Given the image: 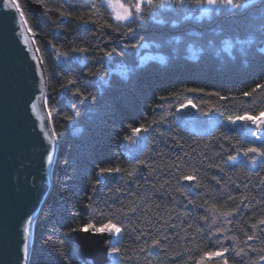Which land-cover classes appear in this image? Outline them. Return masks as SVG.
<instances>
[{
  "label": "trees",
  "instance_id": "16d2710c",
  "mask_svg": "<svg viewBox=\"0 0 264 264\" xmlns=\"http://www.w3.org/2000/svg\"><path fill=\"white\" fill-rule=\"evenodd\" d=\"M43 2L51 8L47 14L36 0H18L39 49L46 81L44 103L56 132L51 191L34 221L27 264H85L68 235L69 228L106 223V218L91 216L85 208L89 203L102 209L137 208L126 218L122 215V223L129 227L114 246L121 249L114 264H145L144 253L139 259L133 255L148 238L136 239L137 225L154 235L159 228L169 237L167 251L150 250L152 264H195L201 252L225 247L228 264H264L259 259L264 255L260 252L264 226L251 228L264 217V163L243 156L231 165L228 156L236 155L234 146L252 142L223 124L230 115L264 110V88L252 92L256 85H264L261 0H244L237 9L211 8L200 15L199 8L186 0L183 5L156 9L155 17L146 13L131 30L119 32L99 30L111 20L106 10L98 24H85L90 13L80 0ZM61 4L71 17L59 16L56 9ZM73 48L86 51L73 52ZM113 48L111 56L104 55ZM145 53L153 55L145 57ZM77 88L81 94L73 95ZM245 92L252 94L246 97ZM185 103L195 105L198 126H206L201 117L208 114H217L218 121L206 133L183 129L175 117L176 108ZM141 125L147 131H142V143L130 154L131 142L125 137ZM134 157L149 167L139 166L132 177L116 173L115 178L96 184L99 168L130 170ZM176 163L189 174L196 170L197 180L180 182L184 195L176 191L178 174L168 167ZM210 164L221 165L223 171ZM232 209L231 216L223 215ZM146 220L152 224H140ZM245 231L249 235L255 231L256 238L245 243ZM233 235L236 241L230 239ZM240 249L243 253L237 255ZM128 256L133 258H123ZM217 262L223 264V259Z\"/></svg>",
  "mask_w": 264,
  "mask_h": 264
},
{
  "label": "water",
  "instance_id": "95a60500",
  "mask_svg": "<svg viewBox=\"0 0 264 264\" xmlns=\"http://www.w3.org/2000/svg\"><path fill=\"white\" fill-rule=\"evenodd\" d=\"M24 37L27 36L15 9H4L0 5V264H25L27 261L23 253L24 228L27 218L32 214L37 216L50 192L52 158L48 161L46 157L49 152L53 157L56 144L55 140L49 143L40 132L38 117L48 125L42 96L45 84L43 94L40 90L44 73L37 71L38 61L32 59L36 47L31 43L30 33L27 45ZM32 102L37 105L35 112ZM176 124L187 131L207 132L193 129L178 119ZM225 128L238 132L244 141L260 144L248 132L253 128L251 124L243 133L235 127ZM135 140L136 145L142 142V130ZM115 177L116 173L105 174L99 178V184ZM70 238L78 245L77 252L87 264L114 263L108 250L117 240L108 233L77 230Z\"/></svg>",
  "mask_w": 264,
  "mask_h": 264
},
{
  "label": "snow or ice",
  "instance_id": "6c2138e0",
  "mask_svg": "<svg viewBox=\"0 0 264 264\" xmlns=\"http://www.w3.org/2000/svg\"><path fill=\"white\" fill-rule=\"evenodd\" d=\"M37 3L42 4V6L45 9V14H47L49 11H51V8L43 2V0H36ZM80 2L87 6L89 9V19L88 20H83V23L88 24H98L100 18H102L104 11L106 10L108 12V15L110 16L111 20L110 21H105L102 25H100L99 30L103 31L105 28L110 29L113 32H119L122 28H128L131 30V27L133 23L137 21H142L145 19V14L148 13L149 15L155 17V10L159 8H163L165 6H172L174 4L177 5H183L186 0H80ZM192 4L195 5L197 8H201L204 10L206 13L208 11L207 8L204 6L207 5L210 8H224V9H237L238 7L241 6V4L244 2V0H190ZM262 5H264V0H261ZM0 5L3 6L4 9H12L15 8V11L19 13V18L23 22V24L27 27V31L29 33H32V29L30 26H28V21L24 15V12L21 10V6L18 3V0H0ZM58 11V14L60 17H71L72 12L70 11H65L63 10V5L61 4L59 8L56 9ZM77 19H81L82 17H77ZM114 22V23H113ZM21 34L22 33H18ZM239 42V41H238ZM24 43L27 45L29 43L28 38L24 37ZM31 43H35V40H32ZM135 47V45H133ZM37 52H39V49H36ZM73 52H80L83 53L86 51L85 48H73ZM116 49H112L111 51H105L104 55L105 56H111ZM32 59H37L36 56H33ZM37 71L42 74V71L39 68V65H37ZM41 83V94H43V85H44V80L43 78L40 81ZM68 84H72L73 81L69 79L67 81ZM67 85H64L66 87ZM259 88H264V85H256L255 88L252 89V92H255ZM189 91H198L197 89H189ZM80 89H76L73 92V95H80ZM252 93L250 92H245L243 93L244 96H250ZM191 103V102H189ZM45 107H47V102L45 101ZM195 107V105H192ZM183 107V106H182ZM31 108L33 112L36 111L37 105L35 102H32ZM223 115V113H221ZM38 119L41 120L40 123V132L43 134L44 138L51 143L53 140L56 138V132L54 128H52L51 131H49V126H51V116L49 114L48 117V125L46 126L43 119L38 117ZM66 119H70V117H66ZM227 120L232 123H241L243 125H248L251 124L253 128L249 129L250 134L253 137H256L258 141H260V146L257 147L254 143H249L247 147H235L234 150L236 154H242L244 157H246L249 161L253 163H264V160L257 161V157L264 158V110H261L258 113L252 114L249 112H244L241 115H235V116H228ZM141 130L147 131V128H144L143 125H141L138 128H132V136L131 137H125V139L129 140L131 143H136V140L133 139V137L137 136ZM242 143V142H241ZM223 147V146H221ZM185 155H188V153H185ZM52 158L51 152L48 153V156L46 159L50 161ZM134 163L131 167L130 170H124L120 168L119 166L114 167V168H99L98 173H97V180L96 184H99L100 177H103L105 174H112V173H120V172H125V174L128 177H132L134 173L137 172L138 167L143 165L145 167H149V165L146 164L145 160L143 159H136L135 157ZM236 159V155H229L228 160L232 161ZM179 160V157H178ZM210 167H216L220 169V171H223V168L219 164H210ZM168 167L172 169L174 172L178 174L179 179L177 180V187L176 191L180 192L181 195H184V193L181 191V188L183 187L182 184H180L181 181H188L192 182L197 180V176L195 175V169H193L192 173L189 174L187 172V169L181 171V166L179 163L176 164H169ZM168 181H165V184H167ZM219 183V181H217ZM261 184H264V178H261ZM164 185H161V188H163ZM95 188V185H94ZM91 200V198H89ZM233 197L229 196L228 200H232ZM245 197H241V200H244ZM189 204H192L193 201L189 200ZM85 208L88 209L89 213L93 218L95 217H101V218H106V223L103 224L101 227L96 228L94 225L90 224L88 228L86 229H75V228H69V232H75L77 230L81 231H94L96 233H108L110 236H113L116 238L117 242L119 240L120 234L122 231H124L128 225H124L122 223V215L123 217H127L128 212L135 213L137 212V208L135 206L128 208L125 210V208L122 206L119 209H112L110 206H106L105 208H100L99 205L95 203H89L85 205ZM212 208L215 211H219V208L217 205L213 204ZM235 211V209H232L231 211L223 213L224 216H231L232 213ZM171 219V217H169ZM202 220H207V217H201ZM147 224L151 225L152 221L151 220H146V221H141L140 224ZM165 224L167 225L168 222L165 221ZM258 226H264V217H261L256 221V223L251 224V228L253 230L257 229ZM137 227L140 228L139 232L136 235V239L139 241L141 239H144V237L147 235V239H144V243L142 246H140L137 250H134L133 255L136 256L137 259H139V253H144V262L145 264H152V260L149 256V252L153 248H160L165 251H167V245L166 241H168L169 237L164 234L163 231H161L159 228L155 230V235L153 232L149 231L148 227H140V225H137ZM170 227L175 228L176 225L172 224ZM203 226L197 227L196 231L200 232ZM188 228L191 229L192 225L189 224ZM133 232L137 231V228L132 229ZM217 232H219V229H216ZM24 233L25 236L28 235L29 233V228L26 226L24 228ZM208 235L210 238L214 236L213 233H211V226H209V233ZM185 236H187V232H185ZM244 236L246 237L245 243L247 241H251L255 239V231H253L252 235H249L248 232H244ZM181 240L184 239V237H180ZM231 240L236 241L238 238L237 236L233 235L230 237ZM193 240H195V237H193ZM217 242L222 244V241H220L217 238ZM198 247V246H197ZM28 243L27 239L24 241V246H23V253L25 258L28 256ZM255 251V249H253ZM229 252V248H217L215 251H203L199 255L197 259H195V264H206V260H210L212 258H221L223 259V264H228V259L226 256V253ZM260 252L264 253V248L260 249ZM121 249L119 247H111L108 255L110 256H120ZM243 253V249H240V251L237 253V255H240ZM124 259L131 260L133 257L128 256V257H123ZM189 260H192V256L188 257ZM261 261H264V255H261L259 257Z\"/></svg>",
  "mask_w": 264,
  "mask_h": 264
},
{
  "label": "rangeland",
  "instance_id": "374dc122",
  "mask_svg": "<svg viewBox=\"0 0 264 264\" xmlns=\"http://www.w3.org/2000/svg\"><path fill=\"white\" fill-rule=\"evenodd\" d=\"M124 2H126V0H124ZM205 8H207L208 9V11L211 9L209 6H207V5H205L204 6ZM207 11V12H208ZM206 12V13H207ZM205 12H204V10L203 9H201V8H199V15L200 14H206ZM151 55H153V54H151V53H145V57L146 56H151ZM144 57V58H145ZM158 57H160L159 55H158ZM184 107V106H189V108H188V111H185V112H180V108L181 107ZM182 114V115H181ZM46 115H47V113H46ZM197 116H198V114H197V112H196V109L191 105V104H189V103H185V104H183V105H181V106H178L177 108H176V117L175 118H178V120L181 122V123H187L188 124V126L189 127H191V128H193V129H197V130H201V131H207V129L210 127V126H212V125H214L217 121H218V118H219V116L217 115V114H208V115H206V116H204V117H201V119H204L205 120V124H206V126H198V124L196 123V120H197ZM196 119V120H195ZM199 120V119H198ZM197 120V121H198ZM200 121V120H199ZM224 126H226V127H230V128H232V127H235L240 133H243V129L245 128V127H247V125L245 126V125H243V124H241V123H236V124H232V123H230L228 120H225L224 121ZM248 132H249V130H248ZM250 133V132H249ZM133 135V134H132ZM143 137V136H142ZM133 139H135V137H133ZM142 143V142H141ZM140 143V144H141ZM252 143H254V142H252ZM139 144V145H140ZM255 144V143H254ZM138 146V145H137ZM136 146V143H130V146H129V149H128V153H132V151H133V148H135V147H137ZM242 159H243V155L242 154H236V159L235 160H232V161H229V163L231 164V165H233V164H236V163H238L239 162V160H241L242 161ZM187 184H189L190 182H188V181H185ZM102 226V225H101ZM100 226V227H101ZM97 228H99V227H97ZM114 256H112V258H113ZM206 264H218V262H217V258H212V259H210V260H206Z\"/></svg>",
  "mask_w": 264,
  "mask_h": 264
},
{
  "label": "bare ground",
  "instance_id": "6f19581e",
  "mask_svg": "<svg viewBox=\"0 0 264 264\" xmlns=\"http://www.w3.org/2000/svg\"><path fill=\"white\" fill-rule=\"evenodd\" d=\"M15 9V8H14ZM17 13V12H16ZM17 16H18V18H19V13H17ZM19 20H20V18H19ZM20 22H21V25H22V27H23V29H24V31H25V34H26V36L28 37V35H29V32L27 31V27L23 24V22L20 20ZM30 35H31V33H30ZM32 37V36H31ZM33 40V39H32ZM35 45V44H34ZM34 51V53H35V56L37 57V61H38V64H39V67H40V69L41 70H43V67H42V63H41V60H40V56H39V54H38V52L37 51H35V50H33ZM43 73H44V71H43ZM42 73V74H43ZM42 78H43V80H44V84H45V86H46V81H45V75L43 76L42 75ZM44 86V85H43ZM42 96H45V94L44 95H42ZM44 105H45V103H44ZM46 108V107H45ZM188 108H189V106H184V107H181L180 108V112L182 113V112H185V111H188ZM47 111V110H46ZM182 115V114H181ZM47 116L49 117V115H48V112H47ZM46 116V117H47ZM178 118H175V120H177ZM48 121V120H47ZM51 127V126H50ZM51 130H52V128H51ZM143 131V130H142ZM55 143H56V138H55ZM137 146V145H136ZM139 146V145H138ZM55 150H56V144H55ZM55 150H54V153H55ZM54 153H53V157H54ZM53 157H52V161H53ZM52 164V163H51ZM50 169H51V166H50ZM49 174H50V172H49ZM50 180H51V178H50ZM50 191H51V189H50ZM49 194H50V192H49ZM48 194V195H49ZM48 195H47V197H48ZM46 197V198H47ZM46 200V199H45ZM44 203V202H43ZM42 207H43V204H42V206H40V208H39V211H38V214H37V216H35L34 217V215L32 214L29 218H27V220H26V224H27V227L29 228V233H28V235L26 236V239H27V243H28V249H29V251H28V256H27V261L25 262V264H27V262H28V258H29V253H30V248H31V242H32V239H33V226H34V221L36 220V218L39 216V213H40V211H41V209H42ZM103 224H105V223H103ZM103 224H100V225H94L96 228L97 227H100L101 225H103ZM89 227V224H86V225H83V226H81L80 228H78V229H86V228H88ZM72 233H74V232H71V233H69V235H68V237L70 238V235L72 234ZM71 239V238H70ZM116 239V238H115ZM71 241L73 242V243H75L72 239H71ZM76 244V243H75ZM76 246H77V248H78V245L76 244ZM109 250H110V248H109ZM109 250H108V252H109ZM76 251H77V249H76ZM110 258H111V260L113 261L114 260V262H115V257H113L112 258V256H110ZM83 262L85 263V264H87V262H85L84 260H83ZM114 264V263H113Z\"/></svg>",
  "mask_w": 264,
  "mask_h": 264
}]
</instances>
